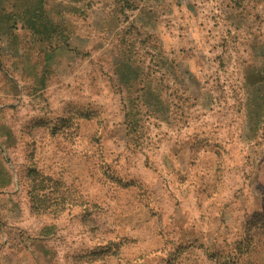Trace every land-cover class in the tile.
<instances>
[{
  "label": "rangeland",
  "instance_id": "obj_1",
  "mask_svg": "<svg viewBox=\"0 0 264 264\" xmlns=\"http://www.w3.org/2000/svg\"><path fill=\"white\" fill-rule=\"evenodd\" d=\"M187 1L0 0V264H264V12Z\"/></svg>",
  "mask_w": 264,
  "mask_h": 264
},
{
  "label": "crops",
  "instance_id": "obj_2",
  "mask_svg": "<svg viewBox=\"0 0 264 264\" xmlns=\"http://www.w3.org/2000/svg\"><path fill=\"white\" fill-rule=\"evenodd\" d=\"M164 1V7H172L175 4H173V0H163ZM199 1V0H198ZM205 2H202L203 5H205L207 8H209L210 11H216L218 9V5L217 2L219 4V8L220 4L222 3V0H202ZM217 1V2H216ZM221 2V3H220ZM187 3L189 4L188 7L186 8V5H183V19H184V24H185V29H189L190 30H198V28H200L199 21L194 19H192V16L190 18V15L192 14V11L189 9L190 4H192L195 8V1L194 0H188ZM227 7L226 9L228 10V12L230 14H233L235 16L234 21H236L237 25H234L235 27L239 28L238 23H237V19H240L239 15L236 17L237 14H244V20H243V28L244 29H250V23H251V16L250 14H261L262 12H264V0H227ZM225 8V6H224ZM8 9V8H7ZM219 10V9H218ZM10 13L9 10H6L5 7L3 6L2 8H0V13ZM191 60L187 57H180L175 59V62H173V65H176V67L180 68V66H183L184 71L183 73L185 74V76L187 77H195V73H193L191 71ZM178 76H182L178 74ZM196 78V77H195Z\"/></svg>",
  "mask_w": 264,
  "mask_h": 264
},
{
  "label": "trees",
  "instance_id": "obj_3",
  "mask_svg": "<svg viewBox=\"0 0 264 264\" xmlns=\"http://www.w3.org/2000/svg\"><path fill=\"white\" fill-rule=\"evenodd\" d=\"M144 92H147L149 93V91L145 90L143 91ZM138 98H140L138 96ZM141 99V98H140ZM142 100V99H141ZM133 110V111H131ZM148 114V109L144 110V112L141 111V108L140 107H135L134 109H130V108H127V110L125 111V129H127V131H130L133 133V136L134 137H137L140 138L143 134L140 130V132H138V125H137V122L134 120L135 117H143L144 115ZM137 128V129H136ZM137 132V133H135Z\"/></svg>",
  "mask_w": 264,
  "mask_h": 264
}]
</instances>
